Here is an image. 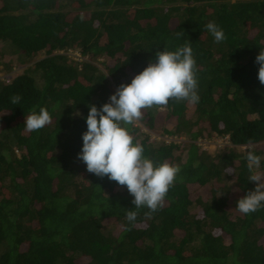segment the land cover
I'll use <instances>...</instances> for the list:
<instances>
[{
    "label": "trees",
    "instance_id": "16d2710c",
    "mask_svg": "<svg viewBox=\"0 0 264 264\" xmlns=\"http://www.w3.org/2000/svg\"><path fill=\"white\" fill-rule=\"evenodd\" d=\"M208 22L225 41H214ZM186 43L199 102L145 109L130 126L146 156L179 165L183 177L146 215L126 186L77 158L85 118L157 51ZM261 50L264 0H0V58L26 65L0 82V264H264V208H236L255 189L249 150L264 175ZM41 107L52 122L26 130ZM128 210L138 211L134 223Z\"/></svg>",
    "mask_w": 264,
    "mask_h": 264
},
{
    "label": "clouds",
    "instance_id": "9594fccd",
    "mask_svg": "<svg viewBox=\"0 0 264 264\" xmlns=\"http://www.w3.org/2000/svg\"><path fill=\"white\" fill-rule=\"evenodd\" d=\"M206 29L216 43L226 40L225 33L215 22H208ZM177 37L181 33L176 34ZM155 62L149 63L130 83L120 84L109 101L99 108L89 105L86 119L87 130L82 134L83 145L77 158L86 164L87 171L100 178L107 177L133 196L136 210L147 208L146 215L155 213L174 187L181 168L167 161L157 163L145 155L142 144L135 141L130 126L144 118L145 109L165 108L170 101L199 102L197 61L190 43L174 51L156 52ZM259 65L258 80L264 85V50L255 57ZM20 95L11 97V103L19 105ZM76 115H80L79 112ZM52 122L50 112L41 107L24 121L26 130L39 131ZM249 180L255 189L238 199L236 208L247 215L264 208V175L256 170L261 166V157L249 150L246 154ZM126 211V219L134 223L138 211Z\"/></svg>",
    "mask_w": 264,
    "mask_h": 264
},
{
    "label": "rangeland",
    "instance_id": "374dc122",
    "mask_svg": "<svg viewBox=\"0 0 264 264\" xmlns=\"http://www.w3.org/2000/svg\"><path fill=\"white\" fill-rule=\"evenodd\" d=\"M74 55H77L76 53ZM73 55V56H74ZM12 65L13 70L9 71L6 66ZM26 68V65L21 64L17 59L16 56L11 55V53H4L3 56L0 58V82L10 79L11 77H15L23 72ZM210 143V141H209ZM208 150L211 152H215L217 150L216 144L211 142L209 145H206Z\"/></svg>",
    "mask_w": 264,
    "mask_h": 264
}]
</instances>
